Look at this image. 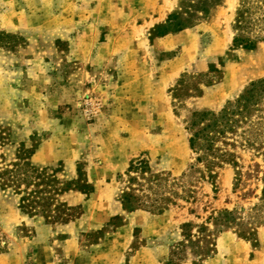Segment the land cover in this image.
<instances>
[{"label": "rangeland", "instance_id": "rangeland-1", "mask_svg": "<svg viewBox=\"0 0 264 264\" xmlns=\"http://www.w3.org/2000/svg\"><path fill=\"white\" fill-rule=\"evenodd\" d=\"M220 1L0 0V127L9 137L0 163L29 154L32 166L90 195L103 161L128 160L126 171L98 183L101 189L112 181L99 200L106 212L123 207L125 192L140 189L128 184V171L130 163L146 161L151 173L131 175L144 178L137 184L145 204L174 201L162 214L123 208L102 230L86 231L74 225L84 209L64 201L66 193L59 202L71 209L42 212L0 186V264H98L100 251L92 253V246L126 224L128 214L137 226L130 247L99 256L100 264H204L226 231L244 232L247 240L241 239L260 245L263 156L239 150L236 162L205 179L203 165L192 168L193 114L232 107L264 78V43L252 51L233 44L244 0ZM173 15L192 25L166 53L158 39L179 33L169 23ZM240 34L264 37L259 29ZM152 175L164 178L150 184ZM226 211L235 213L236 230L220 225L228 222ZM143 248L154 252L136 256Z\"/></svg>", "mask_w": 264, "mask_h": 264}, {"label": "trees", "instance_id": "trees-1", "mask_svg": "<svg viewBox=\"0 0 264 264\" xmlns=\"http://www.w3.org/2000/svg\"><path fill=\"white\" fill-rule=\"evenodd\" d=\"M202 13L207 16L209 11L204 8ZM169 23L175 25L173 32L184 31L192 25V23L183 22L178 15H173ZM245 29L251 33L252 29L264 31V0H254L253 2L244 0L242 8L238 10L233 44L236 47L252 51L259 42L264 43V37H246L240 34V31L245 32ZM196 91L200 93L201 90L199 88ZM189 122L187 127L190 134L189 142L195 155L192 168L197 169L201 165L204 166V169H201L204 172L201 179H205L208 175L215 176L217 175L216 170L226 164L236 162L239 150L254 152L264 158V78L252 82L235 100L232 107L223 108L218 112L211 110L195 112ZM8 140V134L0 127V147L6 146ZM29 158L30 156L27 154L25 158L20 159L18 157L20 160L16 159L17 161L8 164L0 163V186L11 187L18 193L24 194L25 197H22V202L25 203L30 200L36 203L37 207H41L42 212L59 213L61 209H71L68 204L59 202L63 194L74 190L71 182L66 184V182L48 174L46 169L41 170L32 166ZM128 172L130 175L128 184L132 187H140L134 191L138 194L143 193V195H137L129 188L131 192H125L121 198V205L125 210L135 212L144 209L162 214L168 210L170 204H174L170 198L162 204L164 206L160 205L158 208L149 207L147 202L145 204L144 186L140 182L137 184L144 178L131 175L140 173L142 176L151 173L148 162L143 161L139 165L132 162ZM163 178V175H152L150 184L159 183ZM173 181L176 184L180 183L179 180ZM22 186H34L35 189L31 192L22 191ZM149 189H153V187L150 186ZM173 195L175 196V194ZM222 216L228 221L226 224L220 223L222 228L236 230L233 227V224L238 221L235 213L226 211L222 212ZM238 234L247 240L244 232L238 231ZM248 241L250 240L248 239Z\"/></svg>", "mask_w": 264, "mask_h": 264}, {"label": "crops", "instance_id": "crops-1", "mask_svg": "<svg viewBox=\"0 0 264 264\" xmlns=\"http://www.w3.org/2000/svg\"><path fill=\"white\" fill-rule=\"evenodd\" d=\"M184 30L182 32L177 33L176 35H168L165 37H162L158 39V45L161 47L162 51L164 52H170L172 51L179 43V39L181 42V36L183 33H185ZM184 35V34H183ZM178 43V44H177ZM127 160V156H126ZM124 161H121L120 163L115 162H105L104 165L100 166V171H97L94 174L95 179L93 181L94 184V190L90 195H83L78 192H70L66 193L62 196V199L64 201H67L72 206H82L84 209L83 214L81 217L74 223L77 227L84 226V230L86 231H99L102 230L107 226V224L115 217L121 216L125 214V211L123 207L120 208H112L108 209V211H103L104 207L101 206L102 204L99 202L102 194L104 193V190L109 187V184H112V181H105L108 185L105 186V188L99 189L98 183L104 179V177H113L114 175H117L118 173H122L128 169L129 161L127 160L126 163H123ZM74 197L77 199V202H69L68 198ZM107 209V208H106ZM133 214V213H132ZM128 214V220L126 221V224H123L119 226L115 231L108 233L104 238L100 240V243L95 244L92 246V253L98 251V253H95L96 255L99 254L100 251V258H105L106 256L110 255V251H115L114 248L118 249V253H121V250L124 249V252L130 247L131 242L134 239V229L135 225L132 223V219ZM81 229V231H84ZM259 235V232H258ZM67 245H75V240L73 239H67L66 241ZM77 243V242H76ZM260 245L258 247H253L251 245V242L245 241L241 239L237 234H235L232 231H226L222 233L218 239L216 245V254L204 261V264H257V263H264V240L259 241ZM144 252H154L152 249H145L138 250L136 253V256L140 253ZM94 254V255H95ZM99 256H98V264L99 262ZM96 256L92 257L95 258ZM95 261H97L95 259ZM160 264V261H158Z\"/></svg>", "mask_w": 264, "mask_h": 264}]
</instances>
